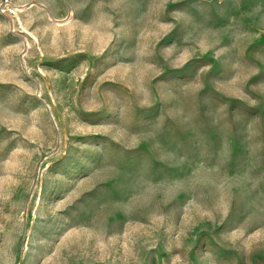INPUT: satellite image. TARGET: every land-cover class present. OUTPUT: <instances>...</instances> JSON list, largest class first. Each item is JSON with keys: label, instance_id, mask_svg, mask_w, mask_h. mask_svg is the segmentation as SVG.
<instances>
[{"label": "rangeland", "instance_id": "obj_1", "mask_svg": "<svg viewBox=\"0 0 264 264\" xmlns=\"http://www.w3.org/2000/svg\"><path fill=\"white\" fill-rule=\"evenodd\" d=\"M0 264H264V0H0Z\"/></svg>", "mask_w": 264, "mask_h": 264}]
</instances>
